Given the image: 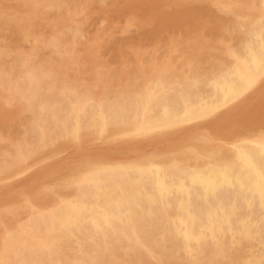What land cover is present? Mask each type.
I'll use <instances>...</instances> for the list:
<instances>
[{
    "label": "rangeland",
    "instance_id": "obj_1",
    "mask_svg": "<svg viewBox=\"0 0 264 264\" xmlns=\"http://www.w3.org/2000/svg\"><path fill=\"white\" fill-rule=\"evenodd\" d=\"M17 1L0 0V7L2 6L0 8V23L2 22L0 25V112L2 111L0 113V190H12L24 186L20 191L21 198L31 197V194L37 191L40 184L33 182L34 180H38V177L45 175L51 168H58L66 162L75 164H73L74 173L71 175L73 183L66 184L68 179H65L60 171L48 178L46 187L49 186V189L57 190L56 193H59L71 185L73 193L65 200L76 203L85 196L80 190L81 187L93 182H105L113 176L118 186L124 185V177L113 175L123 166L138 167L145 172L146 167L152 163L166 164L168 161L180 163L184 162L185 158L191 160L195 154L192 156L190 151H185L191 138L200 132L201 138L207 140L210 131L207 129L200 131L198 127L201 126L202 120L200 118L184 120L181 112L171 117H162L159 102L172 100L182 84L191 77L204 78L214 70L221 71L220 73L230 71L234 56L242 54L247 41L252 40L255 28L260 24L264 25V8H262L264 0H106V3L104 0H46L44 2L27 0L26 3ZM210 5L213 9L209 7ZM57 7L58 10L55 11ZM188 10L191 11L190 14ZM49 15L52 17H48ZM208 15H212L211 18ZM38 16L43 18L40 19ZM46 16L50 18L48 22H46ZM227 16L230 18L227 19ZM227 24L230 26L228 27ZM5 25L8 26H6L8 30ZM245 26L247 30L244 29ZM211 29L216 33H211ZM2 31L3 33L10 31L11 35L8 36L7 33L3 35ZM213 36L214 38H211ZM164 42L168 43L164 45ZM4 45L7 46L4 47ZM6 50L9 52L7 53ZM178 54L181 55L177 56ZM156 55L160 56L159 60ZM251 79L250 88L246 91L239 89L236 99L224 107L216 106L213 110L214 115L228 110H237L243 120L240 126L244 123L240 127L233 122L214 139V145L230 150L232 140L250 128L253 130L248 133L251 134L250 137L264 139V117L262 116L264 115V72L258 77L253 75ZM152 82L155 84L152 85ZM187 92L184 93L185 98L190 99L193 93ZM142 97L149 98L148 108L141 111L142 121L137 120L138 115L120 119L117 113L110 114L111 109H116L118 112L124 109L126 104ZM209 103V98L206 96L197 105L204 106ZM51 111H54L57 117L55 124H51L49 117L44 115ZM77 121H80L81 125L78 124L75 129ZM58 139L61 140L57 141ZM140 147L142 148L139 149ZM80 155L81 157H78ZM96 164L105 165L106 168L110 166L114 170L112 173L108 170H106L108 173L105 170L99 174L92 173L93 166ZM39 170L42 171L39 172ZM84 170L89 175L87 180L81 178ZM74 183L76 184L73 186ZM101 199V196H96L94 201L99 204ZM10 203L13 204L14 211L8 214L2 207ZM0 204V246L15 224L30 218L33 211L42 209L39 201L34 202L35 209L32 210L21 200L20 202L0 200ZM52 207H55L54 203ZM168 213L173 214L172 211ZM43 231L34 233L25 243L27 249L23 259L28 262L22 264H50L51 262L64 264L63 258L59 260L50 258L51 253L46 247L50 238ZM54 242L61 245L63 240L57 237ZM223 251L224 249L220 247L219 252Z\"/></svg>",
    "mask_w": 264,
    "mask_h": 264
},
{
    "label": "bare ground",
    "instance_id": "obj_2",
    "mask_svg": "<svg viewBox=\"0 0 264 264\" xmlns=\"http://www.w3.org/2000/svg\"><path fill=\"white\" fill-rule=\"evenodd\" d=\"M19 1H22L24 3L28 2L27 0H18L17 2ZM38 1L44 2L46 0H38ZM98 1H96V3ZM104 1H103L104 3L107 2L106 0ZM56 3H60V2H56ZM64 3L68 5V3L66 2ZM202 3L204 2H201V4ZM10 4L12 5V3ZM209 7L212 8L211 5ZM262 8H264V6ZM56 10H58V7L57 9H55V11ZM232 10L230 11V13L232 12ZM190 13L191 11L189 12V14ZM224 13H222V15ZM60 14L62 13L60 12ZM211 16L209 17L211 18ZM48 17L51 18L52 16L49 15ZM48 17L46 18L47 20L46 22H48V20L50 19ZM55 17L57 18V16ZM222 17L226 19L224 16ZM41 18L43 17H40V19ZM229 18L230 17H228L227 19ZM39 21L41 22V20ZM220 21H222V19ZM213 22L214 21L212 20V23ZM217 22L218 20H216V23ZM10 23L12 24V22ZM184 25L185 24H183V26ZM224 25L225 24H223V26ZM6 26L7 25H5V28ZM211 27L213 28V26ZM245 28L246 26L244 27V29ZM6 29L8 30V28ZM17 29L19 30V28ZM247 29L248 28H246V30ZM9 32L10 31H8L7 33L6 31L5 33H3L2 31L3 35L7 33L8 36L11 35V33L9 34ZM213 32L215 31H212L211 33ZM197 33H193V34H197ZM207 34L205 36H207ZM5 37L3 38L5 39ZM188 38L190 37L188 36ZM211 38H214V36ZM167 43L164 42L163 44L165 45ZM12 44L13 43H11V45ZM6 46L4 45V47ZM186 47H188V44ZM180 55L178 54L177 56ZM7 58H9V56ZM142 63L143 62H141V64ZM191 67H193V65ZM220 72L221 71L214 70L211 73H208L204 78H199V77L198 79L196 78L197 80L191 77V79H189L188 81L182 84V87L179 88V90L174 95L172 100H168V101L166 100L164 102H159L158 104L162 110L160 114L162 117L163 116L171 117L174 114L181 112L184 120L200 118L202 120L201 126L198 127L200 131L204 129L210 131V136L207 140L205 139L203 140L201 138L202 134H200V132L196 133L194 137L191 138L190 143L189 145L186 146V150H185V151H190L191 152L190 155L192 156L195 154L191 160L185 158L186 160L180 163H175V162L169 163V161L168 163L166 162V164L152 163L146 167L145 172H142L138 167L123 166V168H119L117 172H114L113 175L116 177H124L123 178L124 185L118 186L113 176H111L110 178L108 177L109 180L107 179L108 181L105 182L102 181L93 182L90 185L81 187L80 190L82 194L85 196L82 197L76 203L71 202L69 200H65L68 196H70L73 193L72 192L73 189L71 185L68 186L67 189L59 193H56L57 190L53 191L52 189H49V186L46 187V181L48 180V178H50L52 175L54 176V174L60 171H62V175H64L63 177H65V179H68V181L65 183L68 185L72 184L73 180L71 178V175L74 173L73 170H75L74 163L73 165L72 163L66 162L63 163L60 167L57 166L58 168L53 167L45 175L38 177L37 178L38 180H34V181L32 180L33 182H39L40 186L37 188V191L35 193L31 194V197L23 196L21 198L20 191H22L24 186L23 187L19 186L18 188L12 190H0V200L2 201L18 200L20 202L21 200L23 204L26 205L31 210L35 209L34 208L35 201H39L42 204L41 205L42 209L33 211V213L30 214V218H27L25 221L15 224V226L11 228V232L7 235L6 240H4L3 244L0 246V264H22L26 262V260L24 261L23 259V257H25L24 254L27 249L25 243L28 242V240L32 237L34 233L38 234L43 230L50 238V240L48 239L49 242L46 244L47 249H49L51 253L50 258L54 257L56 260L63 258L65 259L63 260L64 264H264V139L262 138L260 139L258 137L255 138L250 137L251 134L248 133L250 131H253L250 128L244 130L241 134H239L237 138L232 140L230 144L231 145L230 150H227L222 146L213 144L214 139L219 135H221L222 131H224L228 126L230 127L233 122L238 124V126H240L241 122H243V120L240 117L241 115L240 116L238 115L237 110L235 111L228 110L223 113L220 112L219 114L214 115L213 110L215 109V107L216 106L224 107L228 103L232 102L234 99L237 98L238 96L237 91L239 89H243L244 91H246L248 88L251 87L252 85L251 77L253 75H256L258 77L262 75V73L264 72V25L263 24H260L255 28L253 32V38L252 40L247 41V43L243 48L242 54L240 55L237 54L236 56H234L231 70L228 71L227 73H220ZM152 81H156V80H152ZM167 81L170 82L169 80ZM162 82L164 83V81ZM154 84L152 82V85ZM260 86L262 87V85ZM155 88L156 87H154V89ZM187 91L193 93L190 99L185 98L186 95L184 93ZM206 96L207 98H209L210 101L209 105H204V106L197 105L199 101L206 98ZM148 104H149V98L142 97L141 99H138L132 103L126 104L124 109L118 112L116 109H111L110 114L117 113V115L121 117L120 119L129 116L136 117L135 115H138L137 120L142 121L141 111L147 109ZM151 104L153 105V103ZM240 106H242V104ZM3 107L6 112L5 106ZM44 115H47L49 117L51 124L56 123L57 117L54 111L46 112L44 113ZM262 116L264 117V115ZM78 124L81 125L80 121L75 122V129H77ZM36 125H38V123ZM243 125L244 123L240 127H242ZM88 132L90 133V131ZM235 133H237V131ZM17 135H19V133ZM61 139H58L57 141ZM141 148L142 147H140L139 149ZM200 148H204V149L202 151H199L198 149ZM19 149L20 148H18V150ZM147 151L149 152V150ZM78 157H81V155ZM72 158H74V156H72ZM6 170L3 171L6 172ZM42 170H39V172ZM104 170L105 171L108 170L109 173H112L114 169L110 166L106 168L105 165L96 164L95 166H93V170L91 172L99 174L104 172ZM76 173L78 172L76 171ZM88 176L89 175L87 171L84 170L81 178L87 180ZM55 178H53V180ZM80 180L79 182H81ZM75 184L76 183H74L73 186ZM1 186L3 187V185ZM47 195L48 197H46ZM96 196L102 197L101 203L97 204V202L94 201V198ZM45 198L47 199L44 200ZM48 201H50L49 204ZM53 203L55 204V207H52ZM12 205L13 204L10 203L9 205H6L2 208L3 210H5L6 213L11 214L14 211L12 210L14 209ZM168 211H172L173 214H169ZM19 221L21 220L19 219ZM4 222L5 221H3V223ZM44 231L43 233H45ZM57 237L62 238L63 242L61 245H57L54 242L55 238ZM220 247L224 249L222 253L219 252ZM50 264H55V263L51 262Z\"/></svg>",
    "mask_w": 264,
    "mask_h": 264
}]
</instances>
